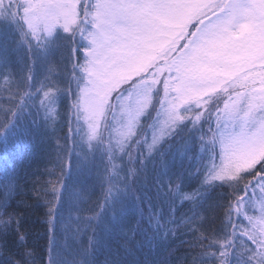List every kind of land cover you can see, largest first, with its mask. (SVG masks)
Wrapping results in <instances>:
<instances>
[{
  "label": "snow or ice",
  "instance_id": "obj_1",
  "mask_svg": "<svg viewBox=\"0 0 264 264\" xmlns=\"http://www.w3.org/2000/svg\"><path fill=\"white\" fill-rule=\"evenodd\" d=\"M37 142L2 264H264V0H0V144Z\"/></svg>",
  "mask_w": 264,
  "mask_h": 264
},
{
  "label": "trees",
  "instance_id": "obj_2",
  "mask_svg": "<svg viewBox=\"0 0 264 264\" xmlns=\"http://www.w3.org/2000/svg\"><path fill=\"white\" fill-rule=\"evenodd\" d=\"M7 39V37H6ZM9 48L12 47L13 40H8ZM20 55H23V49L19 50ZM66 130V129H65ZM39 141V135H38ZM51 167L46 164L45 153L42 149V146L37 144L32 147H24L23 144L19 146L9 145L7 149L4 148L3 144H0V181H2L5 176L15 175L17 178V183L19 184L20 195L16 197L17 200L23 198L29 204H35V193L33 192V187L39 188L43 183L47 182L50 177H48L45 173V168ZM92 182L89 184V188L91 190ZM222 191V189L217 190ZM101 189L99 184L95 186V194L92 195V201L85 205L84 207H88L94 202L97 197L100 196ZM216 193H213L215 196ZM42 203V202H41ZM46 209L42 207H37L35 211L31 213L28 217L26 223L30 229V236L32 238V243H34L39 251L42 246L46 244L47 237L44 235L45 229L47 227L46 223H44V212ZM75 213L73 214V218L75 217ZM81 215H89V213L84 212ZM181 229L179 232H183ZM190 239L189 235H179V239H176L172 244L169 245L170 248L177 249L173 254V261L179 260L182 264H189L192 259V255L195 253L187 254L190 250L186 245H181L179 243L180 240H188ZM163 256L164 253L162 252ZM2 264V261H0Z\"/></svg>",
  "mask_w": 264,
  "mask_h": 264
},
{
  "label": "rangeland",
  "instance_id": "obj_3",
  "mask_svg": "<svg viewBox=\"0 0 264 264\" xmlns=\"http://www.w3.org/2000/svg\"><path fill=\"white\" fill-rule=\"evenodd\" d=\"M149 135H150V133H149ZM219 161H217V163H218Z\"/></svg>",
  "mask_w": 264,
  "mask_h": 264
}]
</instances>
